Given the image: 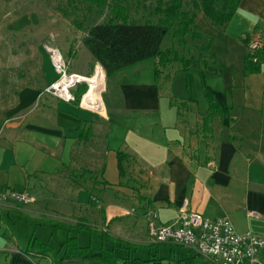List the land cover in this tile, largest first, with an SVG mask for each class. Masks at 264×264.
Wrapping results in <instances>:
<instances>
[{"label":"crops","instance_id":"obj_1","mask_svg":"<svg viewBox=\"0 0 264 264\" xmlns=\"http://www.w3.org/2000/svg\"><path fill=\"white\" fill-rule=\"evenodd\" d=\"M195 23L205 39L213 38L210 54L221 74L196 63L199 40L186 49L189 55L184 53L194 58L188 71L178 62L160 67L151 57L110 77L104 73L100 111L45 92L57 77L50 59L41 81L16 88L12 104L0 99V189L28 190L44 198L32 208L1 203L0 211L27 213L54 229L62 228L52 224L58 217L73 220L70 229L79 230V223L90 231L102 226L98 232L112 239L104 247L114 248L117 255L135 257L139 248H149L148 259L170 264H213L193 248L150 238L148 216L172 222L185 199L204 217L227 216L239 232L264 236V64L261 71L245 74V58L251 53L243 42L246 37L249 44L262 41L264 0H241L224 28L203 12ZM171 47L184 48L177 40L166 49ZM72 53L67 54L72 72L92 76L99 63L87 48L85 55L76 47ZM82 56L90 63L86 70L73 64ZM205 89L222 111L209 123ZM119 152L125 156L122 175ZM83 192L90 196L88 203L80 200ZM53 199L63 210L55 209ZM111 208H127L128 216H113ZM0 253H5L3 264H55L52 255L29 257L18 245L0 247ZM259 258L264 262V248ZM67 264L97 263L72 259Z\"/></svg>","mask_w":264,"mask_h":264},{"label":"trees","instance_id":"obj_2","mask_svg":"<svg viewBox=\"0 0 264 264\" xmlns=\"http://www.w3.org/2000/svg\"><path fill=\"white\" fill-rule=\"evenodd\" d=\"M126 0H68L67 7L61 9L66 17H73L74 27L83 32L82 42L91 54L93 60L99 63L107 77L115 71L135 64L145 59L156 57L160 67H167L170 63L178 62L183 71H188L193 63V57L181 55L176 47L166 50L161 48L164 38L172 32L173 38L181 47L188 44V39L193 41L203 40L199 46V56L196 63L204 69L216 74L222 73L221 66L210 54L213 38H204L195 23L199 12H203L211 23L218 28H224L232 20L241 0H157L155 6L146 5L149 0H141L144 9L148 10L149 18L144 22L131 19ZM105 10L111 15L105 22L99 23ZM81 13L82 16H79ZM73 15V16H71ZM249 37L243 38L246 46H249ZM74 47L69 51L72 57ZM257 60L250 55L245 58V74L261 71L264 64V47L255 53ZM160 73L157 68L156 76ZM88 86L81 85L76 91L79 103L80 98L86 92ZM205 97L208 103L206 123L221 115V106L214 94L205 89ZM125 156L119 152V172L124 174L122 162ZM107 183V182H105ZM54 228V227H53ZM88 229L87 226L78 224V229ZM23 252L29 257H54L55 264H67L68 260L81 261L101 260L107 264H170L162 259L150 258L142 260L132 255L121 257L114 248L101 246L95 248L90 245L82 246L76 236H68L59 247L58 251L38 238H32L29 245L23 248Z\"/></svg>","mask_w":264,"mask_h":264},{"label":"rangeland","instance_id":"obj_3","mask_svg":"<svg viewBox=\"0 0 264 264\" xmlns=\"http://www.w3.org/2000/svg\"><path fill=\"white\" fill-rule=\"evenodd\" d=\"M67 3L68 0H0V99H11L12 104L16 88L22 85H34L45 77L49 63L45 46L60 49L69 62L71 71L73 69L72 61L67 56L70 48L73 46L76 47V50H80V56L86 54V48L82 42L83 32L74 27L73 17H66L61 11V9L68 6ZM156 3L157 0H149L146 5L155 6ZM125 4L131 19L144 22L149 18V12L144 9V3L141 0H126ZM79 16H82L81 13ZM110 16H112L110 11L105 10L99 23L107 21ZM262 41L263 44L260 50L264 47V36ZM175 42L172 32H169L164 38L161 48L166 49ZM194 43L199 42L189 39L188 46L182 48L180 54L189 55L186 49ZM73 64H77V66H81L86 70L90 63L82 56L77 63ZM92 181L91 178L90 184L93 183ZM43 199L37 197V201L27 207L32 208L36 203H41ZM54 199L53 203L57 207L55 209L58 211L63 210L64 207L60 206L59 201ZM89 199L90 196L86 192L80 195L81 201L88 203ZM110 213L113 216L120 214L128 216L127 208L120 212L115 208H111ZM130 213L135 216L137 210L133 208ZM34 217L16 210H1L0 247L18 245L24 248L29 245L32 238L37 237L57 249L69 235L77 236V240L81 245L100 247L102 244H112V239L110 240L107 234L98 232L99 230L103 232L102 226L95 225L93 231L70 229L67 226L73 224L74 221L58 217V222L55 221L52 224L61 225L62 228L54 229L53 227H47L45 225L46 221L41 222ZM149 250L151 249L139 248L135 257L148 259L150 256ZM151 253H154V249ZM3 259H5V253H0V264H3ZM89 262L107 264L101 260H90Z\"/></svg>","mask_w":264,"mask_h":264},{"label":"built area","instance_id":"obj_4","mask_svg":"<svg viewBox=\"0 0 264 264\" xmlns=\"http://www.w3.org/2000/svg\"><path fill=\"white\" fill-rule=\"evenodd\" d=\"M262 44L263 41L258 39L249 44L254 61L257 60L255 53ZM45 49L57 74L56 79L45 88V92L64 102L73 103L78 101L76 95L78 88L86 84L88 88L82 94L79 105L100 111L90 103L84 104V98L91 88L87 76L72 72L69 62L60 49L51 46H45ZM99 69L102 71L101 65L98 64L94 75ZM36 200L37 197L28 190L0 189V204L14 201L20 205H29ZM249 215L259 217L255 211H249ZM148 226L153 243H170L193 248L213 264H264L259 258L264 248L263 235L252 231L239 232L227 216L204 217L190 209L187 199L182 201L179 215L174 221L161 223L156 214H151L148 216Z\"/></svg>","mask_w":264,"mask_h":264},{"label":"bare ground","instance_id":"obj_5","mask_svg":"<svg viewBox=\"0 0 264 264\" xmlns=\"http://www.w3.org/2000/svg\"><path fill=\"white\" fill-rule=\"evenodd\" d=\"M103 71L99 69L96 75L92 77L87 76V81L90 83L91 88L84 98V104L90 103L96 109L103 107L100 97V91L103 89L105 83V72Z\"/></svg>","mask_w":264,"mask_h":264}]
</instances>
